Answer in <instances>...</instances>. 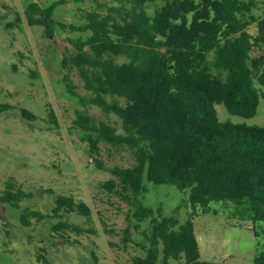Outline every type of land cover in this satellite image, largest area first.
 I'll use <instances>...</instances> for the list:
<instances>
[{
  "label": "trees",
  "instance_id": "16d2710c",
  "mask_svg": "<svg viewBox=\"0 0 264 264\" xmlns=\"http://www.w3.org/2000/svg\"><path fill=\"white\" fill-rule=\"evenodd\" d=\"M55 6L30 2L27 22L43 25L48 35L55 25L66 28L53 18ZM67 27L89 32L63 59L89 93L78 96L84 105L117 115L122 132L82 112L77 125L95 134L93 152L104 141L135 158L130 167L108 168L114 177L104 183L131 207L136 228L149 223L142 254L128 264H229L202 259L193 213L181 222L179 206L172 215L147 206L145 180L176 186L192 211L216 214L211 203L222 202L241 220L264 221V125L220 120L216 108L223 104L230 114L252 118L264 99V0H124L88 11L83 25ZM65 80L76 95L68 74ZM11 187L0 201L18 207L25 193ZM53 210L92 214L86 203L64 195ZM31 216L42 217L24 209L22 222L30 224ZM131 235L127 230L125 239ZM253 264H264V252Z\"/></svg>",
  "mask_w": 264,
  "mask_h": 264
},
{
  "label": "rangeland",
  "instance_id": "374dc122",
  "mask_svg": "<svg viewBox=\"0 0 264 264\" xmlns=\"http://www.w3.org/2000/svg\"><path fill=\"white\" fill-rule=\"evenodd\" d=\"M122 1L0 0V197L9 184L12 192L19 188L25 193L18 207L0 201V264H128L132 256L142 254L149 223L136 228L131 207L104 186L114 177L108 168L130 167L134 156L128 148L104 141L99 152H93L90 137L95 134L76 123L82 112L122 132L121 120L97 106L84 105L79 96L89 93L78 71L63 66L64 57L74 50L73 41L89 34L67 26L83 25L88 11L105 10ZM30 2L42 7L54 3L53 18L66 28L55 25L53 35H48L43 25H29L24 10ZM153 9L154 5L148 8L150 13ZM249 30L255 33V25ZM66 74L76 95L67 87ZM216 108L220 120L264 125V99L252 118L230 114L223 104ZM145 183L147 206L161 209L163 215H172L179 206L175 214L181 222L194 214L203 260L253 264L264 252V221L241 220L234 216L231 204L222 202L211 203L216 214L203 213L199 207L192 211L176 186ZM58 195L83 201L91 216L55 214ZM24 209L42 217L31 216L26 225L21 220ZM65 223L70 226L62 227ZM127 230L130 240L125 239ZM183 260L171 259L169 264Z\"/></svg>",
  "mask_w": 264,
  "mask_h": 264
},
{
  "label": "water",
  "instance_id": "95a60500",
  "mask_svg": "<svg viewBox=\"0 0 264 264\" xmlns=\"http://www.w3.org/2000/svg\"><path fill=\"white\" fill-rule=\"evenodd\" d=\"M3 215V212H2V210H1V208H0V216H2Z\"/></svg>",
  "mask_w": 264,
  "mask_h": 264
},
{
  "label": "built area",
  "instance_id": "2783aa9c",
  "mask_svg": "<svg viewBox=\"0 0 264 264\" xmlns=\"http://www.w3.org/2000/svg\"><path fill=\"white\" fill-rule=\"evenodd\" d=\"M263 68H264V64H263Z\"/></svg>",
  "mask_w": 264,
  "mask_h": 264
}]
</instances>
